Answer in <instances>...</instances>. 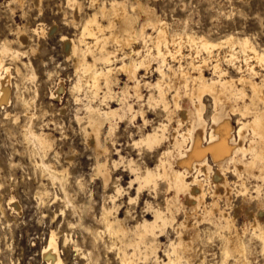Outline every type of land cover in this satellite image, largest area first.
Here are the masks:
<instances>
[{"label": "bare ground", "instance_id": "bare-ground-1", "mask_svg": "<svg viewBox=\"0 0 264 264\" xmlns=\"http://www.w3.org/2000/svg\"><path fill=\"white\" fill-rule=\"evenodd\" d=\"M67 2L72 7L76 5L73 0ZM136 9L142 21L138 30L133 25L134 21L128 14L124 1L111 0L108 7L103 4L99 8L98 13L106 20L105 24L94 14L81 24L78 46L64 39L79 57L72 89L78 93L87 89L84 90L88 100L84 104V115L75 117V120L83 130L87 143L94 148V169L101 178L103 188H106L109 187L111 171L107 167L108 147L101 143L102 130L106 128L105 137H112L115 126L127 115L132 121L139 116L141 124L135 125V132L139 135L137 139H131V147L149 153L160 150L156 155V164L149 167L137 162L138 159H126L119 154L118 161H112V165L114 170L120 165L124 166L123 171L130 174L128 188L135 190V196L128 197V204L136 203L144 191H149L153 199L156 198L160 185L164 184L162 187L164 189L165 186L167 192L166 206L160 208L144 200L146 214L143 213L141 221L128 227L126 218L119 217L117 204L126 190L116 181L113 193L107 196L111 206H107L106 202L101 206L99 218L97 217L101 229H93L91 240L97 242L107 236L111 240L109 249L115 250V264H145L148 261L153 264H193V256H186L185 253L192 244L186 234L189 228H196V224L191 227L189 224V218L194 215L195 220L199 217L208 220L212 227L215 226L213 234L217 232V238L220 237L219 247L216 245L220 251V264H230V261L251 264L246 256L251 247L245 239L248 232L246 228L242 229V234L236 231V215L231 216L225 209H221L219 200H224L228 205L232 190L235 191L232 187L245 196L248 193L245 181L247 177H258L261 182L264 181V50L258 49L246 35L237 37L229 34L213 40L185 29L180 32L172 31L165 21L154 17L152 9L143 7L140 3ZM37 29H33V32L36 33ZM17 39L23 45L27 42V35L20 33ZM139 42L144 49L135 45ZM23 55L24 52L13 49L8 43H0V104L8 101L11 88L10 67L4 58L12 61ZM117 62L120 65H115ZM221 62L226 63L227 69L233 68L237 75H229L221 67ZM22 65L27 66L23 62ZM206 69L211 71L210 77H206ZM16 71L18 72V68ZM118 72L126 77L125 86L122 85L123 89L118 93L119 106L111 107L109 102L114 95L112 85L116 83ZM149 74L155 76L154 81H145L144 78H150L146 77ZM33 78V72L29 71V79ZM130 83L133 85L129 86ZM128 87L133 89L132 97L136 100L138 110L128 101ZM15 88L23 107V116L28 121L22 125V137L32 147L29 155L33 157V165L40 169L43 176H47L48 182H59L63 192L62 202L69 204L71 202L64 187L63 168L57 169L50 160L60 157L54 148L55 137L46 132L47 123L44 124L45 120L41 118V128L35 129L32 121L36 117L29 109L32 101L22 97L17 85ZM102 88L105 91L99 96ZM143 88L149 89L147 97L142 93ZM59 90L62 89L57 88L56 92ZM204 97H209L211 101L212 113L210 112L208 121L204 118ZM246 99L249 101L245 102ZM93 100L99 101L102 107L93 105ZM143 106L160 112L163 118L159 117V121L152 118L154 123L151 124ZM232 116H238L235 119L238 128L232 125ZM100 156L104 158L100 159ZM228 174L235 176L236 181L231 182ZM258 185H255L256 190L259 189ZM47 195V191L38 192V202L45 204ZM182 197L185 198L184 205L180 201ZM10 204L16 207L12 199ZM185 206L189 209H183ZM182 209L184 218L177 223L176 214ZM63 213L60 210V214ZM150 213V218H145ZM253 213L248 215L253 217L249 235L260 241L264 251V227ZM168 227L176 231V237L174 240L168 237L169 242L163 250L164 260L158 255L161 246L159 239L164 236ZM226 231L231 232V235H227ZM56 235L55 231L50 232L41 251V258L46 264H65ZM64 240L66 242L67 237ZM74 248L75 251H80L76 244ZM200 258V264H205V256Z\"/></svg>", "mask_w": 264, "mask_h": 264}, {"label": "rangeland", "instance_id": "rangeland-1", "mask_svg": "<svg viewBox=\"0 0 264 264\" xmlns=\"http://www.w3.org/2000/svg\"><path fill=\"white\" fill-rule=\"evenodd\" d=\"M73 1L76 4L74 7L70 6L67 0H0V43L6 42L13 49L24 52L23 56L12 61L7 57L4 58L7 66L10 67L11 88L8 101L0 104V264H46L41 258V251L51 231H55L57 234L60 255L65 264H115L117 261L114 258V256L116 257V254L114 255L115 250L109 249L111 240L106 236L102 239L103 241L99 239L95 242L91 240V237L93 229H101L97 217L99 218L103 203L106 202L107 206H111L107 196L113 193L116 181L126 190L119 197L117 204H119V217L126 218L128 227H132L137 221H141L142 216L146 214L144 209L146 201H150L160 208L166 206L167 192L165 186L164 189L162 187L164 184L160 185L156 198L153 199V195L149 191H144L146 193L143 192L136 203L128 204V197L135 196V190L128 188L131 179L130 174L128 171H123L124 166L120 165L114 170L112 165V161H118L119 154L126 159L133 158L134 161L138 159L137 162L149 167L156 164V155L160 150L149 153L131 147V139H137L139 135L135 132V125L141 124L139 116H136L132 121L127 115L122 122L115 126L112 137H105L104 129L106 128H103L100 137L102 138L101 143L108 147L107 167L111 171L109 187L103 188L101 178L96 175L95 158L92 155L95 154L94 148L87 143L83 130L75 120V117L84 115V104L88 103L84 90L87 89H83L79 93L72 89L76 80L75 68L79 57L77 53H73L71 44L69 45L64 39L78 46L81 24L94 14L102 24H105L106 20L102 19L98 12L103 4L108 7L111 0ZM119 1H124L137 30L142 23L136 9L140 3L143 7L152 9L154 17L165 21L172 31L180 32L185 29L197 35H205L213 40H218L229 34L237 37L246 35L258 49L264 50V0ZM33 29H37V32L34 33ZM146 31L150 32L149 30ZM20 33L27 35V42L23 45L18 43L17 36ZM135 45L139 49H144L140 42ZM109 48H112L111 44H109ZM22 62L27 66L24 67ZM115 65H120V62L115 63ZM221 67L225 68L229 75H237L233 68L228 67L227 69L225 62H221ZM16 68H18V72ZM29 71L33 72V79H29ZM210 72L208 69L205 70L206 77L211 76ZM260 72L262 71L260 70ZM146 77L150 78H144L145 81L155 80V76H150V74ZM125 80L124 74L118 72L115 78L116 83L112 85L114 95L109 106H119L117 102L118 93L125 86ZM15 85H17L22 97L32 101L29 109L36 117L32 121L35 129L41 128L39 125L41 119L45 120L44 124L47 123L46 132L55 137L54 148L59 152L60 157L57 156V159L54 157L50 160L57 169L63 168L64 187L71 202L69 204L62 202L63 192L59 182H48L47 176H43L44 174L40 169L33 165V157L29 155L32 147L25 143L22 137V125L28 121L23 116V107L17 97ZM131 85L133 84L130 83L129 86ZM57 88L62 90L56 92ZM132 90L130 87L126 89L130 95L128 101L133 104L135 110H138L136 100L132 97ZM104 91L102 88L99 96H102ZM148 91L149 89H142L145 97L150 93ZM247 101L249 100L246 99L245 102ZM204 103V118L208 121L212 113L209 97H204ZM92 104L102 107L97 100H93ZM103 107L105 108V106ZM143 108L146 109L145 112L150 123L153 121L152 118L155 119L154 121H159V117L163 118L160 112L149 107L147 109L146 106ZM16 116L18 119H15ZM237 117L232 116L231 119L234 127H237L235 120ZM163 149L161 148V151ZM103 158L100 156V159ZM227 176L231 182L236 181V177L232 174ZM260 179L258 177L245 179L247 192L250 194L247 193L243 196L237 188L232 187L235 189V191L232 190L233 195L231 194L233 201L230 199L227 205L224 200H219L221 209H225L231 216L232 214L233 216L236 215L234 217L236 231L242 234V229L246 228L248 234L245 239L251 246L248 248L246 256L251 264H264V251L261 249L260 241L256 238L252 239L249 235L250 224L253 222V217H249L250 212L255 213L253 214L255 217L257 216V220H260L261 226L264 227V181L261 182ZM255 185H258L259 189L256 190ZM46 191L48 194L45 196L46 203L40 204L37 200V193ZM11 199L16 203V207H12L10 204ZM180 201L181 203L184 202L183 205L185 204L184 197ZM187 208L185 206L183 209L188 210L189 208ZM60 210L64 212L62 215ZM182 210L176 214L177 223L184 218V210L183 212ZM98 212L99 214H97ZM140 213L141 215H139ZM150 215L151 213L145 218H150ZM197 215L195 216L197 217ZM193 216L189 218L191 222L189 224L190 227L196 224V228H189L186 234L192 244L185 255L193 256V264H200V257L202 256L206 258L205 264H220L221 258L218 248L220 237L217 238V232L213 234L216 231L213 228L215 226L212 227L208 220L199 217L196 218V220L200 219L197 222ZM171 229L168 227L164 236L159 239L161 241L160 248H162H159L158 255L164 260H166L163 253L165 245L168 244L169 238L174 240L176 237V231L172 229V232ZM192 233H195V236ZM225 233L231 235V232L226 231ZM65 237H67L66 242ZM75 244L80 248V251H75ZM197 247L198 249H196ZM205 249L207 250L205 251ZM160 250L162 251L160 252ZM148 262L145 264H153L151 261ZM233 263L234 261H230V264Z\"/></svg>", "mask_w": 264, "mask_h": 264}]
</instances>
